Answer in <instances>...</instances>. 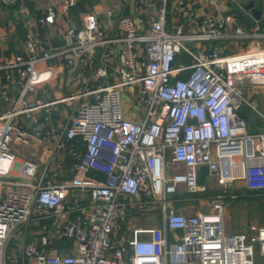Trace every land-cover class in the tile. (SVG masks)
Segmentation results:
<instances>
[{
	"label": "built area",
	"instance_id": "obj_1",
	"mask_svg": "<svg viewBox=\"0 0 264 264\" xmlns=\"http://www.w3.org/2000/svg\"><path fill=\"white\" fill-rule=\"evenodd\" d=\"M97 1L99 8L82 11L76 24L65 17L73 0L47 6L35 22L53 26L60 20L63 42L44 46L27 31L26 53L0 62V101L8 102L0 107V185L11 184L8 178L17 173L23 178L14 182L22 188L0 191V264H256L255 255L264 260V226L251 237L225 232L222 195L209 199V212L189 216L167 199L179 185L196 192L201 165L219 184L238 177L244 190H264V114L252 97L254 89L264 88V47L250 41L229 51L231 40L255 34L232 28L229 13L199 14L186 0ZM251 1L263 10V0ZM53 62L77 66L84 85L35 99L37 85L54 86ZM62 102L69 111L58 127L51 114ZM122 104H128L127 113L138 108L139 119L125 117ZM250 110L255 133L248 130ZM33 139L51 142L41 169L29 157H16ZM64 140L74 142L66 148L74 171L103 176L86 186L87 205H66V185L55 183L57 170L47 166ZM177 165L182 168L171 171ZM126 204L158 211L162 228L146 238L119 235ZM67 212L85 224L66 220Z\"/></svg>",
	"mask_w": 264,
	"mask_h": 264
},
{
	"label": "crops",
	"instance_id": "obj_2",
	"mask_svg": "<svg viewBox=\"0 0 264 264\" xmlns=\"http://www.w3.org/2000/svg\"><path fill=\"white\" fill-rule=\"evenodd\" d=\"M61 2L62 0H7V2L0 0V62H3L11 53L21 55H24L26 53L22 41L23 36L27 31L32 32L39 43H42L44 46H55L62 43L63 27L61 26L62 22H60V20H56V25L53 26L39 25L35 22V17L42 11H44L47 6L53 5L56 7L59 6ZM73 2L74 4L71 5L65 13V17L69 19L71 24L77 23L78 16L82 11L99 8L97 0H73ZM246 2L247 0H214V3L209 5L203 3L201 0H186V5L195 9V11L199 14L217 16L219 14L229 13L233 17V26H231L232 28L234 26H239L244 32L255 34V36L253 37L231 40L232 42L228 44L230 48L231 46H238L241 44H245V47H247L250 41L255 42L254 44H257L258 47H264V38L261 37V34H264V29L259 25V22L264 16V0L262 2L263 10H261L260 2H252V6L255 9L262 11L260 19L254 21L255 26L253 28L247 26L244 20L231 8L232 4H235L237 7L241 8V6ZM79 3H81V9L77 8V4ZM106 4H118V0H109V2L106 1ZM133 11L134 10L132 9V7L126 8V12L131 15ZM245 12L247 14L249 13L248 10H245ZM231 32V29L228 30V33ZM245 47H235L234 50H242ZM229 51L232 50L230 49ZM53 63L55 76L52 81L54 86L51 87L47 83L37 85L33 94L35 99H50L60 97L61 95H65L69 88L79 89L84 85V75L81 69H79L77 66L63 65L62 63L59 64V62ZM2 73L3 72H0V82H4L2 80ZM12 88L13 85H9V89L11 90L10 95L12 94ZM67 104L68 102L57 103L53 107L51 114V123L57 125L58 127L64 124L65 114L69 111ZM7 106L8 102L4 103L0 101L1 108L5 109L7 108ZM139 113L140 110L138 108H135L134 113H126L128 116L125 117H128L132 120H138ZM71 143L74 142L64 140V148H62L58 152H55L54 155L50 157L49 164L47 166L49 169L52 168L57 170V175L54 179V182L66 185L64 186L62 191V199L65 201L66 205H87L89 202V198L86 186L93 184L95 181H101L103 176L101 173L93 171H88L85 173L74 171V159L69 155L66 149L67 146ZM76 146L80 151L83 150L82 146H80L79 144H77ZM50 147L51 142H46L44 144L38 139H33L30 145L23 146L18 149V155L16 157L17 159L21 157H29L36 162L38 169H41L45 166L46 161L49 158L47 149ZM181 168L182 166L177 165V167L171 169V171L180 170ZM20 179L23 178L18 173L17 176L8 178V181L12 183L4 185L1 184L0 191H2L4 188L9 187L22 188L14 184V182H18ZM204 179L205 181L209 179L210 182L212 180H216L215 177L208 172L206 173ZM228 185V182H225L223 184V188L226 187V191ZM241 186L242 182L240 183V187ZM210 194V191L205 190L202 185H198V190L191 193L186 192L183 186L179 185L177 191L169 195L167 199L170 202V205L176 211L189 216L210 211V208H208L206 211L196 208V205L201 202L208 205V201L211 198ZM227 195L228 197L234 195L233 198L237 196L233 192L232 188H230V191L224 196L222 195V197L226 198ZM138 198V196H135V201H137ZM123 201L125 200L123 199ZM193 203L194 205L192 206L191 204ZM142 213H144V211L138 208L137 205L126 204L125 217L122 223L121 230L118 232V234L126 238H130L131 234H134L137 237L146 238L150 236L152 229L162 228L161 220L159 221L158 225L154 226V224L149 219L150 216H144L142 215ZM158 217L159 219L161 218L159 212ZM223 217L224 210L222 214V227L225 231L226 227H224L223 225ZM65 218L68 221L79 223L82 226L85 224L84 218L82 216H79L75 212H67ZM171 235L172 234H170L168 238L169 241H172V239L170 238Z\"/></svg>",
	"mask_w": 264,
	"mask_h": 264
},
{
	"label": "rangeland",
	"instance_id": "obj_3",
	"mask_svg": "<svg viewBox=\"0 0 264 264\" xmlns=\"http://www.w3.org/2000/svg\"><path fill=\"white\" fill-rule=\"evenodd\" d=\"M235 47H245V44H241L238 46H231V50H234ZM194 50V49H193ZM253 99L257 103L259 111L264 114V88H256L254 89ZM123 114L124 116H128L127 108L128 104H122ZM257 125H260L259 119L256 118ZM41 165V164H40ZM227 191H230V188L233 189V192L237 195L235 198L226 196L223 199L224 202V217H223V225L225 231L227 233H244L247 236H253L255 233V229L257 227L264 226V190L250 191L244 190L243 187H240L241 180L240 178H235L234 181L228 182ZM203 188L205 190L210 191V196H215L216 194H222L223 196L228 193L223 188V185L217 183L216 180H212L210 182L207 179L203 184ZM226 191V192H225ZM207 195V192H206ZM206 197V196H204ZM209 197V196H208ZM207 200V198H206ZM192 206L194 205L191 204ZM197 209H202L206 211L209 207L206 203H199L196 205ZM144 216H150V221L154 224V226L159 224L158 211H144L142 213ZM137 237L134 234L130 235V238ZM256 247V244H254ZM255 263L263 264L264 260L257 255H255Z\"/></svg>",
	"mask_w": 264,
	"mask_h": 264
},
{
	"label": "water",
	"instance_id": "obj_4",
	"mask_svg": "<svg viewBox=\"0 0 264 264\" xmlns=\"http://www.w3.org/2000/svg\"><path fill=\"white\" fill-rule=\"evenodd\" d=\"M231 8L237 15H239L244 20V22L250 28H253L255 26L254 21H257L260 19L261 11L255 9L252 6L251 0H247V2L244 5H242L241 8L237 7L235 4H232ZM245 10H248L249 13L247 14ZM246 120H247L249 132L255 133L257 129L255 128V125H254L255 119H254V112L252 110L248 112ZM206 173H207V170L205 166L201 165L198 167V169L196 170V176H195L196 184L202 185L204 183L205 181L204 178H205Z\"/></svg>",
	"mask_w": 264,
	"mask_h": 264
},
{
	"label": "trees",
	"instance_id": "obj_5",
	"mask_svg": "<svg viewBox=\"0 0 264 264\" xmlns=\"http://www.w3.org/2000/svg\"><path fill=\"white\" fill-rule=\"evenodd\" d=\"M77 5H78V6H77L78 9H81V8H82L81 3H79V4H77ZM259 25H260L261 28L264 29V16H263V18L261 19V21L259 22Z\"/></svg>",
	"mask_w": 264,
	"mask_h": 264
}]
</instances>
